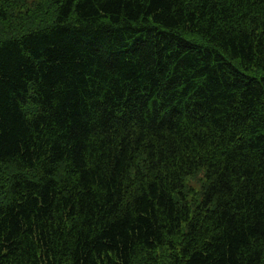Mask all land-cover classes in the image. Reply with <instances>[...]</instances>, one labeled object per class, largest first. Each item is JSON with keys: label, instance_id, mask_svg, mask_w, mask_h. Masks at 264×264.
I'll use <instances>...</instances> for the list:
<instances>
[{"label": "trees", "instance_id": "16d2710c", "mask_svg": "<svg viewBox=\"0 0 264 264\" xmlns=\"http://www.w3.org/2000/svg\"><path fill=\"white\" fill-rule=\"evenodd\" d=\"M0 264H264V0H0Z\"/></svg>", "mask_w": 264, "mask_h": 264}, {"label": "rangeland", "instance_id": "374dc122", "mask_svg": "<svg viewBox=\"0 0 264 264\" xmlns=\"http://www.w3.org/2000/svg\"><path fill=\"white\" fill-rule=\"evenodd\" d=\"M202 172L198 174V178L201 177ZM191 180V181H190ZM204 181V179H202ZM186 185L193 188V190L196 192L195 194L189 193L188 198L189 201L192 202V197H196L197 201H201V190H202V181H198L197 178L190 179V177L185 178ZM193 208V206H192Z\"/></svg>", "mask_w": 264, "mask_h": 264}]
</instances>
